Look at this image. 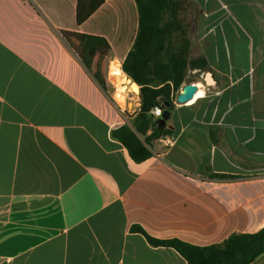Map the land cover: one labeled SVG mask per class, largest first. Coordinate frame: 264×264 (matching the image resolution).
Returning a JSON list of instances; mask_svg holds the SVG:
<instances>
[{"label":"crops","instance_id":"crops-1","mask_svg":"<svg viewBox=\"0 0 264 264\" xmlns=\"http://www.w3.org/2000/svg\"><path fill=\"white\" fill-rule=\"evenodd\" d=\"M188 1L190 60L213 83L187 74L199 91L175 101L173 144L137 163L112 136L141 106L123 105L115 63L136 1L79 25L78 0H0V264H188L132 228L198 247L264 228V0ZM62 32L83 36L82 56Z\"/></svg>","mask_w":264,"mask_h":264},{"label":"trees","instance_id":"trees-1","mask_svg":"<svg viewBox=\"0 0 264 264\" xmlns=\"http://www.w3.org/2000/svg\"><path fill=\"white\" fill-rule=\"evenodd\" d=\"M139 12V30L122 70L140 87V111L131 121L112 132L137 163L153 156L151 147L162 137L172 135L167 126L159 127L151 112L160 106L164 112H172L179 91L186 82L189 67L201 68L198 61L188 58L190 43L186 31L180 27L176 17V0H135ZM105 0H78L77 23L87 21ZM167 14L170 19L167 20ZM175 33L181 41L175 46ZM76 52L82 56V48L74 45V39L81 41L83 36L62 32ZM204 67V66H203ZM111 77H114L111 66ZM117 85L115 79L113 80ZM133 231L144 235L155 247L173 248L188 264H252L264 254V228L253 234H233L222 244L198 247L177 239L159 240L150 237L141 227Z\"/></svg>","mask_w":264,"mask_h":264},{"label":"rangeland","instance_id":"rangeland-1","mask_svg":"<svg viewBox=\"0 0 264 264\" xmlns=\"http://www.w3.org/2000/svg\"><path fill=\"white\" fill-rule=\"evenodd\" d=\"M175 4H176V7H175V10L174 11H176V19H177V21H178V24L180 25V27L181 28H183L185 31H186V38L188 39V41H189V43H190V49H189V56H188V58L190 59V54H191V48H192V40H191V37H190V33H189V26H190V22H189V20H190V17L192 18L193 17V15H190V8H191V5H190V3H189V1L188 0H176L175 1ZM196 16L197 15H195V18L194 19H196ZM166 19L167 20H169L170 19V15L169 14H167V16H166ZM180 36V33H178V34H176L175 33V36H174V39H173V43H174V45L175 46H178L179 47V44H180V40H179V37ZM66 38V37H65ZM70 43H72L73 42V40H71L70 38H66ZM193 61V60H192ZM114 64V63H113ZM112 64V65H113ZM199 69V68H198ZM195 70V69H194ZM190 71H193V67H189V69H188V72H187V74L190 72ZM126 75V74H125ZM127 76V78L129 79V82H133L134 83V81L128 76V75H126ZM189 76H190V78L192 79H197V80H199V75L198 74H191V73H189ZM190 80V79H189ZM187 81H188V78H187ZM112 82H113V85H115V83H114V81L112 80ZM199 82V81H198ZM193 83H197V82H193ZM185 85V84H184ZM183 85V86H184ZM131 85H130V83H127L126 85H125V89H124V92H122V95H123V105L125 106V103H126V100H127V94H130V95H133L134 93L135 94H139L140 93V91L139 92H135V91H133L132 90V88L130 87ZM138 86V85H137ZM182 86V87H183ZM182 87H181V89H180V91L179 92H181V90H182ZM114 88L116 89L115 91H113V95H114V97L116 98V93H117V89H118V87L115 85L114 86ZM115 100H117V99H115ZM120 105H121V103H119Z\"/></svg>","mask_w":264,"mask_h":264},{"label":"water","instance_id":"water-1","mask_svg":"<svg viewBox=\"0 0 264 264\" xmlns=\"http://www.w3.org/2000/svg\"><path fill=\"white\" fill-rule=\"evenodd\" d=\"M117 68H119L121 71H123L120 64L118 65ZM123 73H124V71H123ZM192 73L193 74H198L208 84H212L213 83L211 74L209 72H200L199 69H195V70L192 71ZM112 79L114 80L115 77H112ZM134 84L138 85L135 82H134ZM198 91H199V89H198L197 83L185 84L182 87L181 92H179V94L177 95V98H176L177 103L178 104H187V103L193 101L195 96L198 94ZM170 116H171L170 112H164L162 118L157 121V125L159 127L166 126V123L169 120Z\"/></svg>","mask_w":264,"mask_h":264},{"label":"built area","instance_id":"built-area-1","mask_svg":"<svg viewBox=\"0 0 264 264\" xmlns=\"http://www.w3.org/2000/svg\"><path fill=\"white\" fill-rule=\"evenodd\" d=\"M157 111L159 112V115H157ZM153 118L155 121H158L162 118L164 111L160 106H155L151 112ZM161 140L165 142L168 146H171L173 144V138L171 136H165L162 137Z\"/></svg>","mask_w":264,"mask_h":264},{"label":"bare ground","instance_id":"bare-ground-1","mask_svg":"<svg viewBox=\"0 0 264 264\" xmlns=\"http://www.w3.org/2000/svg\"><path fill=\"white\" fill-rule=\"evenodd\" d=\"M116 63V65L118 66L119 65V63H117V62H115ZM121 71V70H120ZM121 77H123V81H124V83L125 82H127V81H129V79L127 78V76L123 73V71H121V75H120ZM130 83V85H131V87H132V89L134 90V91H140V88H139V86H137V85H135L134 83H132V82H129Z\"/></svg>","mask_w":264,"mask_h":264},{"label":"clouds","instance_id":"clouds-1","mask_svg":"<svg viewBox=\"0 0 264 264\" xmlns=\"http://www.w3.org/2000/svg\"><path fill=\"white\" fill-rule=\"evenodd\" d=\"M157 115H159V112L157 111Z\"/></svg>","mask_w":264,"mask_h":264}]
</instances>
